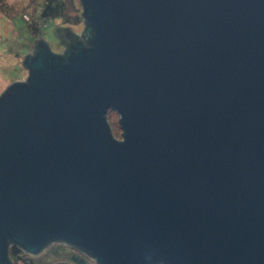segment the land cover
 I'll use <instances>...</instances> for the list:
<instances>
[{
	"label": "water",
	"instance_id": "1",
	"mask_svg": "<svg viewBox=\"0 0 264 264\" xmlns=\"http://www.w3.org/2000/svg\"><path fill=\"white\" fill-rule=\"evenodd\" d=\"M80 2L0 93V264H264V0Z\"/></svg>",
	"mask_w": 264,
	"mask_h": 264
},
{
	"label": "rangeland",
	"instance_id": "2",
	"mask_svg": "<svg viewBox=\"0 0 264 264\" xmlns=\"http://www.w3.org/2000/svg\"><path fill=\"white\" fill-rule=\"evenodd\" d=\"M75 5L81 9L80 0H75ZM37 8L35 0H4L0 5V93L16 79L26 78L27 68L22 65V59L26 53L33 51L36 38L42 36L48 42L50 50L63 53L64 44H60L53 34V26H70L79 33L84 26L83 20L78 25H67L60 19H53L46 23L39 22L41 31L35 35L29 31L26 21L31 20ZM69 13L74 15L75 12L70 8ZM107 120L114 138L122 140L118 115L109 110ZM18 264L23 263L20 261Z\"/></svg>",
	"mask_w": 264,
	"mask_h": 264
},
{
	"label": "trees",
	"instance_id": "3",
	"mask_svg": "<svg viewBox=\"0 0 264 264\" xmlns=\"http://www.w3.org/2000/svg\"><path fill=\"white\" fill-rule=\"evenodd\" d=\"M38 8L35 9L30 21H26L30 32L35 35L40 34V23H46L53 19H60L67 25H78L82 22L81 9L75 5V0H35ZM4 0H0V5ZM70 8L74 10V15L69 13ZM94 29L90 26L83 27L81 33H77L71 27H67L60 40L65 45V50H72L78 39L89 40ZM63 38V39H62ZM82 40V41H83ZM63 53H59L61 56ZM7 256L10 264H96L92 253L77 246H71L63 241H51L35 254H29L15 246L9 245Z\"/></svg>",
	"mask_w": 264,
	"mask_h": 264
}]
</instances>
